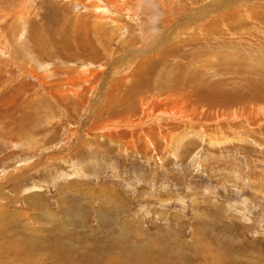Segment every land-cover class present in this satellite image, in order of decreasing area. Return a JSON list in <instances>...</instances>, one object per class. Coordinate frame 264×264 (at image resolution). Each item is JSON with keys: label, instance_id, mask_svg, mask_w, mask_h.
Returning a JSON list of instances; mask_svg holds the SVG:
<instances>
[{"label": "rangeland", "instance_id": "1", "mask_svg": "<svg viewBox=\"0 0 264 264\" xmlns=\"http://www.w3.org/2000/svg\"><path fill=\"white\" fill-rule=\"evenodd\" d=\"M0 35V264H264V0H0Z\"/></svg>", "mask_w": 264, "mask_h": 264}, {"label": "bare ground", "instance_id": "2", "mask_svg": "<svg viewBox=\"0 0 264 264\" xmlns=\"http://www.w3.org/2000/svg\"><path fill=\"white\" fill-rule=\"evenodd\" d=\"M76 1V0H75ZM107 1V0H106ZM80 2V1H79ZM100 2H101V0H100ZM112 2V1H111ZM91 3V2H90ZM89 3V4H90ZM95 3V2H94ZM93 3V4H94ZM96 4V3H95ZM107 4V5H106ZM106 8H110L111 6L113 7V9H114V11L113 12H116L117 14L120 12V13H122L121 11H122V8H121V6H118V5H116L115 3H110L109 1L108 2H106ZM237 4V3H236ZM92 6V5H91ZM103 7L104 5H103V3L102 4H100V3H98V5H95V9H97V7ZM111 7V8H112ZM124 7H125V5H124ZM127 8V7H126ZM125 8V9H126ZM94 9V10H95ZM102 9V8H101ZM15 11V10H14ZM98 11L99 12H101L100 11V9H98ZM16 12V14H13L12 16H14V17H20V16H22L23 17V13H25V10L24 9H21V10H19V11H15ZM14 12V13H15ZM102 12H105L106 13V15H107V12L105 11V9H104V11H102ZM101 12V13H102ZM13 13V12H12ZM109 13V12H108ZM96 14V13H95ZM123 14V13H122ZM121 14V15H122ZM92 15H94V14H92ZM132 15H133V13L131 12L130 14H128V16H127V18L128 17H130L129 19H131V20H133V21H136V19L135 18H132ZM98 16V15H97ZM235 16V15H234ZM95 17V16H94ZM113 17V16H112ZM226 17H227V15H226ZM111 18V17H110ZM124 18V17H123ZM15 18H13V20H14ZM19 20V19H18ZM21 20V19H20ZM20 22V21H19ZM19 26V25H18ZM181 27V26H180ZM189 27V25L187 26V25H185L184 27H182V28H180V30H178V28H177V30L178 31H181V29H187ZM176 29H175V31H177ZM177 31V32H178ZM140 32H141V30H140ZM177 34V33H176ZM144 35H145V32L142 30V34L140 35V38L142 39V44L140 45V46H138V47H136V48H138L139 50L141 49V51H142V53H144L145 51H148V49L147 50H145V48L146 47H149L150 46V44H149V42H147V41H144V40H146L145 39V37H144ZM0 38L3 40V36L2 35H0ZM0 39V41H2ZM160 39V38H159ZM139 42H141V41H139ZM145 50V51H144ZM129 54V53H128ZM75 69V68H74ZM81 71V70H80ZM79 70H77V69H75V70H73L72 71V73L73 74H77L78 75V73L80 72ZM83 71V70H82ZM115 71V72H114ZM114 71H110V72H107L106 73V78H104L105 77V72H102V73H98L97 74V76H98V79H97V81L95 82V84L92 86V89L94 90L96 87H97V89H98V91L100 92V94H106V92L108 91V92H113V94L114 93H117V89L118 88H120V87H118V81H115V79L114 78H116L115 76L118 74L117 73V71L116 70H114ZM84 73V72H83ZM82 73V74H83ZM92 73V72H91ZM91 73H90V75L88 76V78H91L92 79V76H93V74L91 75ZM102 74V75H101ZM80 76V75H79ZM85 76V75H84ZM83 77V76H82ZM127 78V77H126ZM126 78H124V79H122V83H124V81L126 80ZM128 79V78H127ZM84 81H85V79H83V81L81 82V80H76V82L79 84L80 82H81V84H83L84 83ZM103 85H102V84ZM78 84H76V85H78ZM75 85V86H76ZM73 87V86H72ZM71 89V88H70ZM69 89V90H70ZM112 94V95H113ZM111 95V96H112ZM110 96V95H109ZM91 97H93V96H91ZM90 97V98H91ZM89 97H88V99H90ZM112 98V97H111ZM94 98H92V100H93ZM104 99H106V97L104 98ZM96 100V99H95ZM96 102H97V100H96ZM99 103V102H98ZM145 103H147V109L144 111L145 112V114H144V112H143V116L145 117L143 120H147V121H143L142 123H140L141 124V126H142V124H148V125H152V124H159V123H161V121L162 122H165V121H168V120H171V116H173L172 115V113L173 114H176L174 111H177V113H183L184 114V116H182L183 118L181 119L182 121H187L188 119L186 118V117H189L188 115H187V112H186V109H185V103H182V102H180V101H173V102H170V103H168L167 104V102H164V103H161V104H159V106H158V110H160V111H162V112H164V115H162V116H165V117H167V119H162V118H160V117H162V116H155L154 117V119H153V121H152V115H153V113H155V110H154V108H155V106L157 105V103L156 102H154V101H151V102H145ZM145 103H142L141 102V104H143V106L145 105ZM156 103V104H155ZM166 103V104H165ZM93 104V103H92ZM103 104V103H102ZM111 104V103H110ZM109 105V104H108ZM169 105V108H166V109H164V106H168ZM90 106V105H89ZM102 107V106H101ZM105 107V106H104ZM154 107V108H153ZM143 109H144V107H143ZM250 113V112H249ZM253 113H256V112H253ZM253 113H250V114H247V113H245V114H243V116H241V115H237V116H229L230 117V122H233V121H236V120H243L244 121V123L246 124L247 122L246 121H249L247 118L249 117L250 119L251 118H258L259 117V119H260V123H262L263 121H264V112H262V116H263V118H260V115L258 116V117H256L255 115H253ZM256 114H260L259 112H257ZM85 117V116H84ZM228 117V116H227ZM86 118V117H85ZM174 120L175 119H178V118H173ZM172 119V120H173ZM218 118H213V120H211V123L212 124H215V120H217ZM224 120H226L225 118H224ZM178 121H180L179 119H178ZM189 121H191V119L189 120ZM82 123H83V119H82ZM135 123V122H134ZM133 123V124H134ZM194 124H203V123H197V120L196 119H194V122H193ZM130 124V123H129ZM126 125L125 124H122V121H121V123H116V122H109V124H107V126H103V127H101V129L103 128V130H105V133L106 132H109L111 129H117V128H121V127H125ZM133 126V125H132ZM100 127V126H99ZM130 127H131V125H130ZM148 128V127H147ZM79 129H81V127L79 126V128H78V130ZM123 129V128H122ZM126 130V129H125ZM109 135V134H108ZM42 240V239H41ZM10 243V242H9ZM34 251V250H33ZM22 254V253H21ZM29 257V256H28ZM8 262V261H7ZM149 262V261H148ZM136 263V262H135Z\"/></svg>", "mask_w": 264, "mask_h": 264}, {"label": "crops", "instance_id": "3", "mask_svg": "<svg viewBox=\"0 0 264 264\" xmlns=\"http://www.w3.org/2000/svg\"><path fill=\"white\" fill-rule=\"evenodd\" d=\"M43 150H44V152H45V155H44V156L47 157V155H48L49 153H53V152L55 151V146H54V148H52V149H43ZM36 159H37V158H36ZM18 166H19V165H12V166L8 167V169H6V170L3 172L4 174L2 175L1 179L4 180V182H14L13 179L15 178V176L18 177V175H19L22 171H24V170L30 168L32 165H30V163H29L28 165H26L27 168H24V169H22L21 166L18 168Z\"/></svg>", "mask_w": 264, "mask_h": 264}, {"label": "water", "instance_id": "4", "mask_svg": "<svg viewBox=\"0 0 264 264\" xmlns=\"http://www.w3.org/2000/svg\"><path fill=\"white\" fill-rule=\"evenodd\" d=\"M160 118H162V119H167V117H160Z\"/></svg>", "mask_w": 264, "mask_h": 264}]
</instances>
